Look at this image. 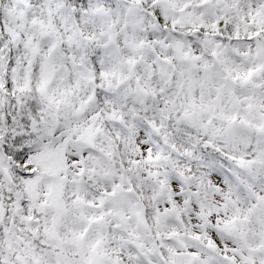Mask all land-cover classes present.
I'll use <instances>...</instances> for the list:
<instances>
[{
    "label": "snow or ice",
    "instance_id": "6c2138e0",
    "mask_svg": "<svg viewBox=\"0 0 264 264\" xmlns=\"http://www.w3.org/2000/svg\"><path fill=\"white\" fill-rule=\"evenodd\" d=\"M0 264H264V0H0Z\"/></svg>",
    "mask_w": 264,
    "mask_h": 264
}]
</instances>
